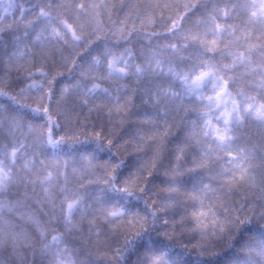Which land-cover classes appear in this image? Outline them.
<instances>
[{"label": "trees", "instance_id": "1", "mask_svg": "<svg viewBox=\"0 0 264 264\" xmlns=\"http://www.w3.org/2000/svg\"><path fill=\"white\" fill-rule=\"evenodd\" d=\"M130 2L154 4L157 0H123L124 4ZM205 2L201 0L202 4ZM215 2L235 4L227 23L235 25L238 33L243 30L244 35L234 47L245 51L251 47L252 59L257 64L264 62V52L259 51L264 47V24L254 23L252 17V13L264 11L258 7V0ZM103 3H115L117 7L111 9L110 15L103 8L92 7ZM120 3L121 0H0V264H150L152 257L161 254L165 264H223L229 259L255 264V253L244 255L242 250L258 248L264 241V221L257 217L241 226L233 247L223 249L216 257H200L195 250L183 246L188 243L186 235L169 238V226L151 221L148 204L156 198L155 185L166 187L170 183L162 168L147 181V191L143 194L135 187L124 192L113 186L115 183L123 188L125 179L131 177L144 159L146 153L137 150L134 138L141 127L138 120L151 113L143 105L135 107L132 119L123 127L110 125L103 111H93L87 117L88 109L77 101L80 86L95 81L101 89L114 92L119 83L106 78V62L111 54L131 48L136 61L142 62V53L146 55L148 49L160 51L158 46L172 39L159 15L153 29L158 35L152 37L151 43L137 30L139 20L137 29L130 22L127 25L131 35L118 34L116 27L126 13ZM212 3L213 0H207L209 8ZM196 13L204 15L206 9L198 8ZM52 33L59 36L53 38ZM73 34L80 37L78 42L73 40ZM37 37L47 38L43 48ZM191 51L195 54L199 49ZM42 63L49 78L55 77V83L49 85L45 80L46 88L31 90V95L26 96L23 90L30 80L42 79L38 74L30 75ZM190 65L191 60L177 61L181 70ZM235 75L233 90L238 85L249 90L247 81L251 77L244 76L241 69H236ZM124 82L139 89H152L158 83H170L171 77L162 72L149 73L139 84L131 76ZM66 86L71 91L60 100ZM49 89L50 111L61 125L57 133L75 137L55 146L29 131L30 124L44 122L43 114L34 113L32 107L38 101L48 103ZM107 99L105 93L98 91L90 102L102 105ZM139 100L138 94V103ZM72 114H78L79 119ZM101 128L103 135L98 144L89 133ZM104 137L113 140L111 147ZM259 143L264 141L254 126H248L239 132L232 150ZM12 149H16L15 155ZM221 155L223 160L210 170L185 172L176 178V184L183 191H191L201 177L207 179L218 172L220 164L231 167V158ZM87 157H92L95 163L92 174L74 173L73 168H79ZM50 161H67V168L57 171L49 166ZM239 163L257 178L264 176V153L259 148L253 159H241ZM115 164L120 166L116 169L118 180L113 182L107 176L106 165ZM168 195L161 193L160 199ZM173 198L182 206H192L183 196ZM228 203L236 208L243 205L244 212L251 214L253 208L259 211L261 201L249 186L239 184L233 187ZM89 204L92 209L116 207L127 215L139 213L149 219L143 227L118 223V218L106 221L89 209ZM181 211L182 207H178L175 214ZM218 211L222 216L225 214L223 208ZM173 214L167 213L170 219Z\"/></svg>", "mask_w": 264, "mask_h": 264}, {"label": "snow or ice", "instance_id": "2", "mask_svg": "<svg viewBox=\"0 0 264 264\" xmlns=\"http://www.w3.org/2000/svg\"><path fill=\"white\" fill-rule=\"evenodd\" d=\"M119 6L126 8V13L116 27L118 34L128 32L131 35L127 25L130 22L132 27L137 29L136 21L139 20L137 30L144 34L146 42L151 43L152 37L158 35L153 29L159 15L165 31L172 39L159 45L160 51L148 49L146 55L142 53V62L136 61L131 48L111 54L106 62V78L118 82L119 87L113 92L101 89L99 84L93 81L90 85L80 86L77 101L88 109L87 117H90L93 111H103L110 125L121 127L132 119L133 108L143 105L150 111L151 114L138 120L141 127L137 129L134 138L137 150L146 155L131 177L125 179L123 188L115 183L113 186L117 191L124 192H130L135 187L143 194L147 191V181L157 169L162 168V174L170 183L166 187L155 185L156 191L153 195L156 198L148 204L152 223L159 222L169 226V238L186 235L188 243L183 246L195 250L200 257H216L223 249L234 246L236 234L242 225L251 223L253 217L264 221V176L257 178L239 163L241 159H253L257 148L264 153V143L251 147L241 146L238 151L232 150V143L239 138V132L248 126H254L264 141V62L257 64L252 59L251 47L247 51L234 47L236 41L244 35L243 30L238 33L235 25L227 23L230 9L234 10L235 4L221 5L213 0L209 8L207 0L203 4L201 0H157L154 4H124L121 0ZM92 7L103 8L110 15L111 9L117 5L103 3ZM258 7L264 10V0H258ZM198 8H205L206 14H197ZM252 17L254 23L264 24V11L260 14L252 13ZM51 35L53 38L59 36L58 33ZM36 39L43 48L47 38ZM79 39L80 37L73 34L74 41L78 42ZM194 48L199 49L195 54L191 51ZM259 51L264 52V47ZM184 60H191L192 65L181 70L177 67V61L182 63ZM236 69H241L244 76L251 77L247 81L249 90H245L243 85H238L233 90L232 85L237 80ZM161 72L171 77L170 83H158L152 89H139L124 82L131 76L139 84L145 75ZM36 74L42 79L30 80L23 90L26 96L31 95V90L46 88L45 80L49 85L55 83V77L49 78L43 63L30 75ZM176 84H179L178 88ZM70 91L66 86L60 100H64ZM98 91L105 93L108 98L102 105L90 102L91 97ZM40 96L42 99L43 93H40ZM51 102L52 94L49 89L48 103L41 104L38 101L32 107L34 113L43 114L44 122L38 125L30 124L29 131L43 137L49 145L55 146L75 137L57 133L61 125L59 119L50 111ZM72 115L79 119L78 114ZM89 134L99 144L103 128L99 131L93 130ZM104 142L109 147L113 144L109 137H104ZM15 152L16 149H12L13 155ZM221 153L231 158V167L220 164L218 172L207 179L201 177L191 191H183L176 184V178L185 172L210 170L214 164L223 160ZM49 166L58 171L61 167L67 168V161H50ZM119 166L106 165L109 169L107 176L113 182L118 180L116 169ZM94 168L93 158L87 157L79 168H73V172L81 176L91 175ZM50 175L51 173L45 177L46 181ZM213 180L222 182L214 184ZM239 184L249 186L250 190L257 194V199L261 201L259 211L253 208L251 214H248L244 212L243 205L239 208L229 205L230 193L233 187ZM161 193L169 195L160 199ZM174 196H183L185 202H192V206H182ZM178 207H182V211L176 215L175 210ZM88 208L92 209V205L89 204ZM219 208H223V216L218 211ZM92 211L106 221L118 218V223L132 227L137 224L143 227L149 219L147 215L141 216L139 213L127 215L123 209L116 207H100ZM168 212L174 213L171 219L167 215ZM242 251L244 255L255 253V264H264V241L260 242L258 248L250 247ZM150 264H165L163 255L152 257ZM223 264L248 262L229 259L224 260Z\"/></svg>", "mask_w": 264, "mask_h": 264}, {"label": "bare ground", "instance_id": "3", "mask_svg": "<svg viewBox=\"0 0 264 264\" xmlns=\"http://www.w3.org/2000/svg\"><path fill=\"white\" fill-rule=\"evenodd\" d=\"M45 260H46V258H45Z\"/></svg>", "mask_w": 264, "mask_h": 264}]
</instances>
